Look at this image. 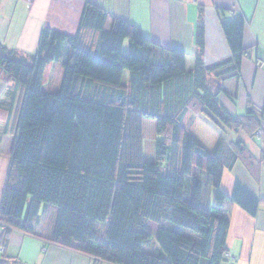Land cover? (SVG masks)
<instances>
[{
	"label": "trees",
	"instance_id": "obj_1",
	"mask_svg": "<svg viewBox=\"0 0 264 264\" xmlns=\"http://www.w3.org/2000/svg\"><path fill=\"white\" fill-rule=\"evenodd\" d=\"M109 17L86 2L77 34L45 28L34 55L0 42V79L19 90L7 126L13 145L0 203V264H25L6 255L8 235L36 236L49 213L53 228L41 238L96 264H226L225 204L256 217L262 201L239 180L225 193L224 173L238 161L255 172L261 165L242 141L220 137L208 149L187 122L205 114L220 128L261 136L254 112L233 116L219 101L224 81L240 78L243 58L252 55L243 44L246 21H222L232 56L209 66L200 7L188 70L182 50L162 47L114 16L108 30ZM57 62L62 80L46 91V69ZM146 117L156 121L153 162L143 153ZM154 234L156 254L144 249Z\"/></svg>",
	"mask_w": 264,
	"mask_h": 264
},
{
	"label": "crops",
	"instance_id": "obj_2",
	"mask_svg": "<svg viewBox=\"0 0 264 264\" xmlns=\"http://www.w3.org/2000/svg\"><path fill=\"white\" fill-rule=\"evenodd\" d=\"M86 2L109 13L105 25L108 30L113 27L114 16L138 26L146 38L162 47L182 50L187 57L188 70L195 63V31L200 7L204 9L205 62L209 66L232 56L222 21H232L237 15L244 17V49H252V55L243 58L240 78L224 81L225 93L220 95L219 101L233 116L254 112L260 121L261 136L250 137L244 132L220 128L205 114L190 117L187 123L192 120L191 131L208 149H212L220 137L228 143L242 141L260 163V169L255 172L238 161L232 171H225L222 189L231 194L234 183L239 180L262 201L256 217L236 204H225L224 211L230 221L227 244L232 259L226 264H264V0H0V42L21 54L34 55L45 28L77 34ZM218 10L224 14L220 15ZM16 90L19 91L14 83L6 89L0 79V162L4 155L10 157L13 145V135L7 126L13 123L17 110ZM198 118L200 125H211L209 137L199 135V130L193 131ZM208 200L212 203V193ZM52 228L51 224L45 226V222L40 221L36 236L12 231L8 235L6 255L25 264H96L88 256L44 241L41 235ZM3 231L0 224V242Z\"/></svg>",
	"mask_w": 264,
	"mask_h": 264
},
{
	"label": "rangeland",
	"instance_id": "obj_3",
	"mask_svg": "<svg viewBox=\"0 0 264 264\" xmlns=\"http://www.w3.org/2000/svg\"><path fill=\"white\" fill-rule=\"evenodd\" d=\"M74 34L73 36H75ZM127 75H129L128 72H126ZM126 75V76H127ZM63 77V65L62 63H52L47 67L45 77H44V83H43V89L46 91H55L56 86L59 85L60 81ZM52 80L53 83L49 85V81ZM200 119L198 118L196 123L193 125V131L197 132L199 130V135L203 137H209L212 132L211 125L203 124L200 125ZM259 134V133H257ZM157 133H156V121L151 118H145L144 119V141H143V153H144V159L149 162L155 161V146H156V140H157ZM9 163H10V157L8 155H4L0 162V202L2 193L5 186V181L9 169ZM51 220V213L46 215L44 217L45 226L46 224L49 225ZM4 229H6L4 227ZM5 232V231H3ZM0 247H3L0 245ZM159 245L157 243V239L154 237L150 241L149 245L145 247V251L148 253L156 254L159 252Z\"/></svg>",
	"mask_w": 264,
	"mask_h": 264
},
{
	"label": "built area",
	"instance_id": "obj_4",
	"mask_svg": "<svg viewBox=\"0 0 264 264\" xmlns=\"http://www.w3.org/2000/svg\"><path fill=\"white\" fill-rule=\"evenodd\" d=\"M259 135H261V133L259 132ZM0 251H4V247H0Z\"/></svg>",
	"mask_w": 264,
	"mask_h": 264
}]
</instances>
